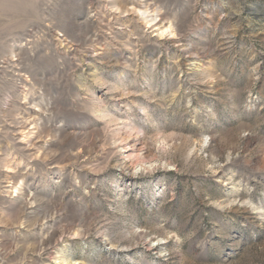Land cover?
<instances>
[{
	"label": "rangeland",
	"instance_id": "1",
	"mask_svg": "<svg viewBox=\"0 0 264 264\" xmlns=\"http://www.w3.org/2000/svg\"><path fill=\"white\" fill-rule=\"evenodd\" d=\"M0 264H264V0H0Z\"/></svg>",
	"mask_w": 264,
	"mask_h": 264
},
{
	"label": "bare ground",
	"instance_id": "2",
	"mask_svg": "<svg viewBox=\"0 0 264 264\" xmlns=\"http://www.w3.org/2000/svg\"><path fill=\"white\" fill-rule=\"evenodd\" d=\"M26 128V127H25ZM46 241V240H45ZM42 245H48V243H44V244H42ZM45 250V249H44ZM37 252V250H35V253ZM32 258V260L34 261L35 260V256H33V257H31ZM67 262H69V260L66 258V259H64L63 260V263H67Z\"/></svg>",
	"mask_w": 264,
	"mask_h": 264
}]
</instances>
